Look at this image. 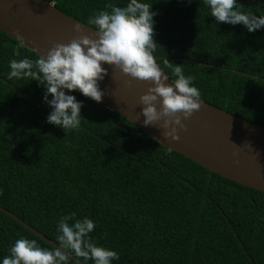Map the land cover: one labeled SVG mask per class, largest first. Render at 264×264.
I'll use <instances>...</instances> for the list:
<instances>
[{
    "label": "trees",
    "instance_id": "obj_1",
    "mask_svg": "<svg viewBox=\"0 0 264 264\" xmlns=\"http://www.w3.org/2000/svg\"><path fill=\"white\" fill-rule=\"evenodd\" d=\"M45 1L85 24L108 2ZM146 2L157 63L180 64L201 100L264 127V27L217 23L201 0ZM238 3L264 12V0ZM24 57L39 56L0 30V207L12 214L0 209V257L20 236L51 247L55 221L75 211L119 254L113 264H264V192L163 148L78 91L77 130L46 122L43 87L6 78L9 60Z\"/></svg>",
    "mask_w": 264,
    "mask_h": 264
},
{
    "label": "clouds",
    "instance_id": "obj_2",
    "mask_svg": "<svg viewBox=\"0 0 264 264\" xmlns=\"http://www.w3.org/2000/svg\"><path fill=\"white\" fill-rule=\"evenodd\" d=\"M201 3L217 23L240 24L248 32L264 27V12L246 13L238 0H201ZM156 14L146 0L123 3L108 0L84 24L95 30V38L80 35L68 43H53L46 54L35 60L11 59L6 78L36 80L44 89L43 102L51 109L46 122L66 132L77 130L82 118V101L71 93L78 91L99 100L102 89L97 80L107 71L106 63L132 78L151 82L139 96L141 123L162 128L165 138L178 140V129L186 127L183 121L201 106L200 92L193 83L194 77L186 75L180 64L169 63L167 59L163 66L157 63L154 54L158 44L153 39ZM73 29L78 33L84 30L79 21L73 24ZM164 68L170 70L171 77ZM95 227L89 216L77 218L75 211L66 212L55 221L51 247H42L35 239L20 236L7 254L0 257V264H113L119 260V254L96 243L90 236Z\"/></svg>",
    "mask_w": 264,
    "mask_h": 264
},
{
    "label": "water",
    "instance_id": "obj_3",
    "mask_svg": "<svg viewBox=\"0 0 264 264\" xmlns=\"http://www.w3.org/2000/svg\"><path fill=\"white\" fill-rule=\"evenodd\" d=\"M78 21L45 0H0V30L38 56L46 54L53 43H68L80 35L95 38V30L81 21L84 30L76 32L73 24ZM104 66L107 71L97 80L101 98L94 100L95 104L119 113L163 148L179 152L222 177L264 192V127L200 99L199 110L183 121L184 129H178L179 139L165 138L164 129L141 123L139 96L151 82L132 78L106 63Z\"/></svg>",
    "mask_w": 264,
    "mask_h": 264
}]
</instances>
